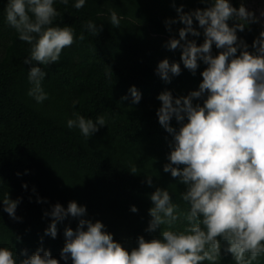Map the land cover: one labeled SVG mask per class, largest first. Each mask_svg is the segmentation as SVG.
Masks as SVG:
<instances>
[{"label":"trees","instance_id":"trees-1","mask_svg":"<svg viewBox=\"0 0 264 264\" xmlns=\"http://www.w3.org/2000/svg\"><path fill=\"white\" fill-rule=\"evenodd\" d=\"M8 2L0 0V203L7 195L20 202L19 219L9 217L0 205V248L12 250L17 264L38 248L50 251L59 264H71L70 258L67 262L60 258V250L65 228L75 230L79 218L69 216L57 222V236L52 238L45 235L51 222L45 213L57 203L66 209L75 201L86 208L84 219L101 222L104 231L130 251L137 247L139 236L146 241L160 238V229L146 231L149 209L154 206L150 196L157 188L167 190L178 206L179 219L171 230L183 231L190 205L182 199L186 185L163 171L169 163L172 136L158 122L157 97L164 91L178 98L198 90L206 65L198 61L193 74L184 68L181 50H169L166 44L179 39L178 30L184 27L176 8L182 5L187 13L209 5L199 0H85L76 9V0H68L67 5L54 0L59 15L51 26L71 27L74 42L62 50L58 62L45 66L23 63L32 45L20 40L7 23ZM229 2L235 8L241 6V0ZM112 12L120 18L118 28L111 24ZM174 19L177 22L166 27L165 21ZM257 21L237 31L249 52L254 51L253 40L264 31ZM89 22L102 30L92 34L86 27ZM234 23L228 21L230 27ZM198 31L199 37L188 36L197 45L204 39L203 30ZM219 51L213 45L212 55ZM163 59L181 67L180 75L172 76L170 82L156 73ZM33 66L46 73L41 86L47 99L41 103L28 95L33 86L28 71ZM132 86L141 94L138 104L132 103ZM193 103L202 105L203 98ZM77 116L93 122L103 116L106 125L85 138L78 128L67 127V121ZM171 124L179 128L175 119ZM132 206L138 211H130ZM163 230H168L166 225L161 226ZM220 243L217 264H235L225 251L227 243ZM24 250L27 256L21 255ZM252 264H264V254Z\"/></svg>","mask_w":264,"mask_h":264},{"label":"clouds","instance_id":"clouds-1","mask_svg":"<svg viewBox=\"0 0 264 264\" xmlns=\"http://www.w3.org/2000/svg\"><path fill=\"white\" fill-rule=\"evenodd\" d=\"M67 5L68 0H60ZM175 3V0H171ZM209 5L185 13L183 6L176 8L179 39H170L169 50L180 49V60L185 69L195 74L202 61V81L198 90L187 96L174 98L170 91L160 93L156 115L159 124L171 134L169 163L163 171L186 185L183 201L190 205L185 217L188 226L183 231L171 230L177 222V205L171 202L167 190L157 188L150 196L153 207L147 232L160 229V238L146 241L137 237V247L130 251L116 242L111 233L104 231L99 222L84 219L86 208L70 201L65 209L60 204L45 213L51 222L45 235L57 236V222L67 217L79 218L75 230L66 227L60 258L71 264H217L221 243L235 260V264H252L264 254V31L253 40V52L239 40L237 31L243 32L246 24L258 22L256 16L243 3L235 8L229 0H199ZM54 0H9L6 9L7 23L19 33V39L32 45L31 54L24 64L33 61L40 65L58 62L62 50L74 42L71 27L51 26L59 15ZM85 0H76L80 9ZM196 21V26L193 25ZM235 23L230 27L228 21ZM177 20L165 21L166 27ZM111 24L119 27L120 18L111 13ZM87 29L94 35L102 30L92 22ZM197 45L188 36L199 37ZM169 31L171 29L169 28ZM81 34L79 39L84 40ZM183 42V43H182ZM213 45L219 51L212 55ZM238 49L240 50L237 55ZM156 73L165 82L181 73L180 64L161 60ZM171 74V75H170ZM46 73L33 66L28 79L33 85L28 95L37 103L47 99L41 82ZM129 92L132 103L138 104L141 94L134 87ZM203 98L202 105L193 100ZM127 99V97H122ZM175 119L179 128L172 126ZM186 120V123L184 122ZM103 116L85 119L77 116L67 121L68 128H78L85 138L105 126ZM135 171V169H133ZM149 186L151 177L147 178ZM26 187V185H25ZM19 199L7 197L0 203L9 217H16ZM130 211L137 212L132 206ZM168 230L161 231V226ZM43 253V254H41ZM21 255L27 256V251ZM0 264H17L12 250L0 248ZM20 264H59L50 251L38 248Z\"/></svg>","mask_w":264,"mask_h":264},{"label":"rangeland","instance_id":"rangeland-1","mask_svg":"<svg viewBox=\"0 0 264 264\" xmlns=\"http://www.w3.org/2000/svg\"><path fill=\"white\" fill-rule=\"evenodd\" d=\"M243 6L251 11L264 25V0H241Z\"/></svg>","mask_w":264,"mask_h":264}]
</instances>
